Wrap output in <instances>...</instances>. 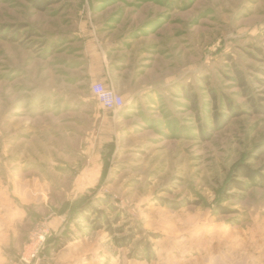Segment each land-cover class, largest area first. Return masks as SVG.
<instances>
[{
	"label": "rangeland",
	"instance_id": "obj_1",
	"mask_svg": "<svg viewBox=\"0 0 264 264\" xmlns=\"http://www.w3.org/2000/svg\"><path fill=\"white\" fill-rule=\"evenodd\" d=\"M97 83L126 92L119 111L98 103ZM96 163L98 175L85 168ZM238 164L256 179H235ZM0 182L62 206L100 264H252L264 246V0H0Z\"/></svg>",
	"mask_w": 264,
	"mask_h": 264
},
{
	"label": "crops",
	"instance_id": "obj_2",
	"mask_svg": "<svg viewBox=\"0 0 264 264\" xmlns=\"http://www.w3.org/2000/svg\"><path fill=\"white\" fill-rule=\"evenodd\" d=\"M104 67V65H100L99 71L97 70L93 75L94 78L100 76L98 73H101ZM112 89L117 94L120 92L121 96L125 97L126 92L123 90L117 87ZM127 97H131V95H127ZM85 168L96 175L100 173L101 169L99 163L92 166L88 165ZM93 179L94 175L85 182L83 180L79 184L76 182L73 188L84 189L85 184L89 185ZM31 185L28 183H11L8 186L0 182V264H16L15 255L27 241L32 228L38 225H43L47 229V248L53 252L51 264H100L104 258L102 259L99 255L101 246L94 243L93 234L88 237L80 231L72 236V229H68L69 224H71V222L69 223L70 216L68 213L64 209L62 210V206L56 209L48 202L46 197L41 195L43 192H40V195L34 194V188ZM69 200L71 202L73 198ZM76 221H79V219L76 218ZM74 228L73 226V230ZM63 233L68 238H63L65 237ZM57 246L59 248L55 249ZM259 249L262 252L255 258L252 257V264L256 263L255 260L259 262L258 264H264V246ZM239 257L237 255V260L232 261L231 264L250 263L244 260L240 263ZM206 262H209V264H225L223 259L220 258L214 262L212 258H207Z\"/></svg>",
	"mask_w": 264,
	"mask_h": 264
},
{
	"label": "built area",
	"instance_id": "obj_3",
	"mask_svg": "<svg viewBox=\"0 0 264 264\" xmlns=\"http://www.w3.org/2000/svg\"><path fill=\"white\" fill-rule=\"evenodd\" d=\"M92 93L103 109L109 112L119 111L123 106L122 98L115 94L111 89L103 87L101 84L91 86ZM47 229L41 228L32 233V245L20 257V264H45L44 263V241L47 236Z\"/></svg>",
	"mask_w": 264,
	"mask_h": 264
},
{
	"label": "trees",
	"instance_id": "obj_4",
	"mask_svg": "<svg viewBox=\"0 0 264 264\" xmlns=\"http://www.w3.org/2000/svg\"><path fill=\"white\" fill-rule=\"evenodd\" d=\"M50 4V2H44V1H39V2H33V6L39 10V11H43L46 9V7ZM26 35H28V37H32L34 34L32 32H27ZM17 36L13 37L12 38V41L16 42L17 41ZM236 76L238 77V81H239V84L240 86L243 88V90H247L246 89V84L243 80V78L241 77L240 73L238 71L235 72ZM185 97L186 99H188L189 101H192L193 99V94H191L190 92H185ZM231 111V110H230ZM258 111V109H257ZM237 115V113H236ZM217 116L215 115L214 118H215V122H219L220 119L216 118ZM225 123V122H224ZM203 131V130H202ZM202 134V132H201ZM233 176L235 179H243V180H254L256 179V172L254 170H251L249 167H247L245 164H238L234 171H233ZM233 180L230 185V189H239V190H242L243 189V185L240 183V182H237L236 180ZM95 215V219L94 220H91L89 221L92 226H93V229L95 230H99L102 228V212H95L94 213ZM107 231L109 234L112 233V231L110 230V228H107ZM59 246L55 247V249H58Z\"/></svg>",
	"mask_w": 264,
	"mask_h": 264
}]
</instances>
